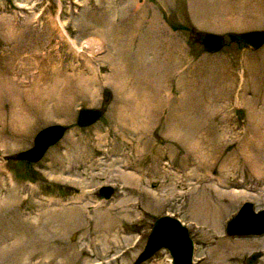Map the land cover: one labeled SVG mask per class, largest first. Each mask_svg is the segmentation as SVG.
I'll use <instances>...</instances> for the list:
<instances>
[{
  "label": "rangeland",
  "instance_id": "1",
  "mask_svg": "<svg viewBox=\"0 0 264 264\" xmlns=\"http://www.w3.org/2000/svg\"><path fill=\"white\" fill-rule=\"evenodd\" d=\"M250 30H264V0H0V155L9 158H0V197L13 194L12 204L0 206V250L3 236L11 244L19 237L24 246L34 239L49 242L52 226L59 229L56 243L36 264H170L162 248L136 262L153 222L168 214L188 228L195 264H248L253 252L260 253L255 264H264V233L224 231L244 202L264 209V45L252 49L227 36ZM207 32L224 37L219 51L203 47ZM85 41L96 44L90 49ZM118 60L132 70L135 86H147L151 94L165 86L160 112L138 129L129 123L133 100H123L110 78ZM79 79L91 97L79 90ZM55 84L63 90L52 98ZM80 108L104 112L79 127ZM170 122L206 138L203 152L210 155L204 169L195 170L207 174L204 181L190 171L196 159L191 140L168 133ZM52 124L67 128L41 160L11 158ZM132 174L139 190L130 202L136 212L124 217L120 209L133 186L125 178ZM100 189L111 193L110 200ZM223 191L234 192L235 200ZM98 204L119 209L97 215ZM113 215L123 238L108 258L123 255L106 263L93 257L106 246L89 237L103 238L98 217ZM24 246L0 254V264H24Z\"/></svg>",
  "mask_w": 264,
  "mask_h": 264
},
{
  "label": "bare ground",
  "instance_id": "2",
  "mask_svg": "<svg viewBox=\"0 0 264 264\" xmlns=\"http://www.w3.org/2000/svg\"><path fill=\"white\" fill-rule=\"evenodd\" d=\"M61 33L63 35H65V38L68 37L66 31L64 30V28L62 26H61ZM93 44H96V43H94L93 41L92 42L91 41H85V42H83L82 45L91 49V48H93ZM110 50L112 52L113 49H110ZM112 55L114 56L113 53H112ZM119 56H120V54H119ZM118 62L119 63H117L116 61L114 62V64H113L114 65V72H113V76H111L110 78H111L112 84L115 87V89H117L118 93L123 97V100L126 101V100H128L129 97L133 100V104L131 106V107H133V113H132L133 119H131L129 121V123L131 122V124H133V126L135 125L133 128L136 127V129H138L139 124H141L140 127H142L145 124V122H147L149 120L148 117H151V116L155 117L160 112L159 108H161V106L163 104L162 103V97H163L165 86H160L156 89H153V94L148 93L146 90H149L150 89L149 87L146 89L147 86L144 87V85L142 86V84H140V83L136 84V86H135L134 82L136 80L133 79V76H131V78H129V75H132V70L129 69V72L127 71L128 64L123 63V60L122 61L118 60ZM133 73H134V71H133ZM116 76H117V78H115ZM82 82L83 81L81 79H79L77 81V83H78L77 85L79 87V90L83 91L85 94H89V97H91L92 95L88 92L89 90H88L87 85L83 84L84 82L83 83ZM56 87H57V84H55V86L53 88L56 89ZM65 88H67V87H65ZM62 90H63V88H61V87H58L56 90L51 89V90H49V93L51 94L50 96L53 98L54 93L58 94L57 91H62ZM143 91H145V92H143ZM152 96L153 97L158 96L159 104L156 103V98L154 100H152ZM58 98L60 99V97H58ZM166 98H170V96H166ZM177 99H180V98L178 97L174 101H176ZM125 101H123V103ZM13 103H14V105L20 104L18 100L13 101ZM17 120L21 121L22 117H20L18 115ZM17 120L15 123H17ZM121 122L126 123L125 119H122V118H121ZM180 127L182 128L181 125H180ZM178 128H179V126L176 122L175 123L170 122V125L168 126V129H169L168 133H170L172 135L175 134L174 136L178 135V133H179V135L181 134L182 138H183V135H186L189 137V139L191 140L190 144L192 143V145H190L189 148L193 152H196V159H194L193 161L190 162L191 165H194V168L192 167L193 169L192 170L190 169V171L192 174H194V180H197L198 182L204 181L206 178L205 175L207 176V174H203V175H201L199 173L195 174V170L197 168L198 169H204L203 165L205 164V162H207L206 157L208 155H210V154L206 153V151L203 152L204 150H206V145H205V147L203 146L202 140L206 141V138L201 139V137H197L196 132H198V131H195V130L192 131L191 129H189L187 132L185 131L186 133H182L181 128H180V130H178ZM207 138H209V137H207ZM183 139H185V138H183ZM209 140L211 141V138H209L207 141H209ZM126 159H127V156H126ZM67 174H69V173H67ZM186 176H189V175L187 174ZM125 180L127 181L128 184L132 183V185L134 187L132 186V188L129 191H126V193H125L126 197L124 198L125 204L121 207L120 213L123 214L124 217H129V216H131V214L134 213V211L136 212V210H135L136 207L134 206V204H132L130 202L132 200L133 193L136 191L139 192V190L135 186L137 183V180L135 179L133 174L127 175ZM185 180L186 179L184 178L183 181H185ZM215 180H217V179H215ZM218 182L224 184L226 181L221 179ZM208 186H204L202 188H207V187L210 188V186H212V185L210 184ZM211 188H214V187L212 186ZM101 191H103V189H100L99 192H101ZM213 191H215V190L213 189ZM218 191H220V190H218ZM218 191H215V192H218ZM222 193H224V191ZM235 193L241 194V192H235ZM219 194H218V196H219ZM225 194H226V197H228V200H231V201L235 200V199H233V197L235 195L234 192H231V191L225 192L224 195ZM12 195L4 196V198H2V196H1L0 197V206L7 207L10 204H12L13 198L12 197L9 198ZM102 196L104 198L107 197L105 194H102ZM14 198H17L16 195L14 196ZM97 203H101V202H97ZM208 204H209V202H208ZM243 206L244 205L241 206V208L239 209V211L237 212L235 217L231 219V226L243 225V226H248V227H252V228L259 226L258 224H260L263 221L264 213L258 214L256 216H253V215H250L247 213L245 214L246 210L244 208L245 206L244 207ZM45 207H47L48 211H51L50 210L51 208L49 209L48 206H46V205H45ZM116 209H119L117 207V204H112L110 206H108V205L104 206V205L98 204L96 211L98 213L97 215H100L101 213L103 214V212L106 213L110 210H116ZM138 212H139V210H138ZM47 213L48 212L40 213L38 215L39 219H41V217L43 215H48ZM120 213L118 210L117 215H119ZM117 215L116 216H114V215L110 216V218H106L104 216L98 217L97 221H98V225H99V230L101 231L100 227H102L105 230L104 232L106 233V235H105V233H103L102 234L103 238L100 237V239H99V236L94 233V234H92V236L89 237V238H92L91 242L93 244L97 243L96 245H98V244L101 245V242H102V244H104L106 246V248H104L101 253H96L93 255L94 258L99 259V260L102 258H106V259H104V260H106V263H110L113 260H117V259L121 258L123 255L122 254L120 257L114 256V258H111V257L108 258L109 254H111V252H112L111 250H115V249H118L121 247L120 242L118 241V238H120V239L123 238L120 231L118 230L119 226H118V221L116 219ZM209 216H210V218L213 219V218L217 217V213H214L211 215L209 214ZM36 217L37 216L31 217V219H35ZM35 220H37V219H35ZM34 225H35V227L38 226V224H34ZM228 228L229 227H227V229ZM58 230H59L58 228H54L52 226L50 227V229H48L49 232H47V234L46 233L45 234L46 235L49 234V236H51L49 238V239H51L49 242L42 241V239L41 240L34 239V241H30V243L28 245H25V246H24V244L21 243L22 241L19 240V239H21L19 237H14L15 243L11 244V243H8V241L6 240V237L3 236L1 239V242L4 243L5 246L3 248H1L0 254H3L5 256H9L8 255L9 253H13V252L15 253L16 248H18L20 246H24L26 249L29 250V253L27 254V256L25 258L26 262L23 261V263L24 264H36L34 261H38V262L42 261V259L44 257H46L42 253H47L46 249L49 248L50 245L52 246L53 244L56 243L54 235H56ZM262 231L263 230H261V231H253L252 230V232H258V234H261ZM125 238H126V236L124 237V239ZM130 240H131V238H130ZM158 242H161V246H164V249H166L169 252V254L171 255V259L173 261V264H187L186 259H187L188 249L190 252L191 246L189 248L188 242L185 239L183 233L181 232V228L178 227L171 219H159L157 221V223L155 224V226L153 227V229L149 235L148 241H147L144 249L146 250V248L148 247L149 244L158 243ZM49 243H50V245H49ZM193 254H195V245H194ZM10 256H12V255H10ZM228 256H229V258L231 257L230 253H228L224 256L225 262L227 261ZM48 257L49 258L51 257V255H49V253H48L47 258ZM53 257L54 256L51 257L49 262H51L53 260ZM225 257H226V259H225ZM171 259L168 260L170 264H171Z\"/></svg>",
  "mask_w": 264,
  "mask_h": 264
},
{
  "label": "water",
  "instance_id": "3",
  "mask_svg": "<svg viewBox=\"0 0 264 264\" xmlns=\"http://www.w3.org/2000/svg\"><path fill=\"white\" fill-rule=\"evenodd\" d=\"M227 36L229 37L230 40L242 42L243 44H245L246 46L252 49H258L262 45H264V30H250V31H245V32L230 31L227 33ZM201 42H202L203 47L207 51L216 52V51H219L224 46V37L220 34L207 32L203 34ZM110 96H111L110 92L108 91L105 92L104 101L108 102L110 100ZM103 112H104V108H80L78 110L76 123L79 127L90 126L91 124H94L101 118V116L103 115ZM66 128L67 127L62 124H52V125H48L40 129L39 131H37V133L35 134L33 138V145L28 149L18 152L14 157H11V158H15L18 160H25L29 162H37L41 160L44 154L46 153L47 149L50 146L57 143L62 138V136L64 135L66 131ZM104 192L105 191H101L100 194H105L107 196L106 198H109L111 196L110 195L111 193L107 195ZM242 205L245 206V207L243 206L246 210L245 214L247 213V214L256 216L258 214L264 213V209H261L256 212L253 209V205L251 202H244ZM159 219H171L178 227L181 228V232L183 233L185 239L187 240L189 248L191 246L190 252L188 249L186 262L187 264H195L193 262L194 242L189 235V231L187 227L183 225L182 222L174 216H170L166 214V215H162L158 217L153 222V225L148 234L146 243L148 241L149 235L153 227L155 226V224L157 223ZM258 225L259 226L253 227V228L248 227V226H243V225L231 226V219H230L228 223L226 224L225 232L227 234L237 235V236L261 235L264 233V216H263V221ZM227 227L229 228L227 229ZM252 230L253 231L263 230L262 231L263 233L261 232V234H258V232H252ZM146 243H145V246H146ZM144 248L141 251V253L138 255L136 262H139L141 260L144 261L148 259L156 251H158L161 248H164V246H161V242H158V243L149 244L146 250ZM259 256H260L259 252H253L246 259V262L248 264H255ZM172 264H173V261H172Z\"/></svg>",
  "mask_w": 264,
  "mask_h": 264
}]
</instances>
